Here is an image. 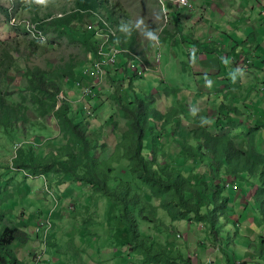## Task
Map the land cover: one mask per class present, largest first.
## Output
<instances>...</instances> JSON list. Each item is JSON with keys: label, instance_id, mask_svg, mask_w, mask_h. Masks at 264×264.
Returning a JSON list of instances; mask_svg holds the SVG:
<instances>
[{"label": "crops", "instance_id": "0c3cea01", "mask_svg": "<svg viewBox=\"0 0 264 264\" xmlns=\"http://www.w3.org/2000/svg\"><path fill=\"white\" fill-rule=\"evenodd\" d=\"M188 1L190 7L182 9L166 3L168 21L161 30L163 13L161 21L162 9L158 0H113L110 4L105 0L106 3L102 5L108 8L104 11L106 16L109 10H113V6L119 7L116 13L122 15L119 20L115 18L116 23H123L119 26H124L123 31L115 26L120 41L117 47L136 52L151 67L155 65V55L160 53L161 75L147 73L138 76L129 69L125 71L133 59L128 60L126 55L120 56L116 65L108 70L104 85L96 89L94 94H103L108 89L113 92L111 84L106 89V82L110 83L112 79L122 83L123 87L117 88L114 98L118 92L123 101L131 102L136 98L153 96V91L158 90L163 94V103L165 93L169 95L166 103L174 106L181 118H189L187 115L191 116L194 112L187 107L195 105L204 106L210 112L211 125L216 122L248 123L256 110L264 115V98L257 95L258 92L254 94L252 82L258 77L264 83V0ZM130 8L136 14L129 15L125 9ZM126 16L128 19L124 21ZM225 59L229 60L227 65L223 62ZM247 59L251 60L248 69L241 65ZM66 94L73 104L81 105L77 102L80 93L76 87L66 91ZM109 103L105 100L94 102L91 107L95 106L94 110H97L92 112L99 117L98 111ZM93 116H88L86 121L89 123V131L99 137L95 132L96 119ZM259 118L256 124L261 122ZM251 126L247 125L246 130L253 131ZM52 132L56 140L59 133L56 129ZM257 138H260L261 143L258 152L264 155V129L259 131ZM115 151V146L97 149V153L104 159H108ZM46 152L49 155L50 151ZM178 161L175 160L174 165ZM261 171L264 173V166ZM262 178L264 174L249 178L245 181L249 184L247 188H240L239 180L230 181L238 186V190L228 188L232 196L228 204L227 225L223 229L234 228L240 233L243 229L244 234L241 248L231 250L232 258L227 255L229 249L223 250L220 247L222 228L215 244H211V250L197 247L191 249L195 256L189 257L190 253L185 249L188 245L172 240L173 231L170 226L175 223L163 213L165 224L162 226H159L160 223L140 222V225L145 224L149 237L152 235L155 243L163 245L169 255L173 256L166 262L156 263H150L144 256L131 252L129 229L121 220L114 201L95 195L90 186H79L69 178L61 184L53 183L52 190L62 201L56 222L63 233L55 236V241L46 250L44 262L40 264H258L251 256L257 242L264 247V207L260 201V197H264ZM44 180L37 178L26 182V200L31 197L30 209L27 210L30 218L38 210L44 211L47 208V203L43 204L49 198L36 193L39 187H45L47 181ZM262 191L263 194L258 197L257 193ZM40 196L44 200L38 199ZM73 204L78 206V211L71 209ZM29 236H23L15 242L17 244L10 246L22 264H33L32 258L43 249L41 238L36 237L34 232L29 233ZM259 264H264V259Z\"/></svg>", "mask_w": 264, "mask_h": 264}, {"label": "trees", "instance_id": "16d2710c", "mask_svg": "<svg viewBox=\"0 0 264 264\" xmlns=\"http://www.w3.org/2000/svg\"><path fill=\"white\" fill-rule=\"evenodd\" d=\"M103 3H106L105 0H79L75 10L62 13V17L52 15L42 21L38 28L39 31H45L47 38L41 31L38 34H41L45 38L43 42L47 43L62 35L71 36L72 41L79 38L90 51L96 52L98 40L95 30L88 29L89 24L97 28L91 21L93 13L100 15L115 30L119 26L114 18V11L109 10L111 17L106 16ZM6 15L8 16L7 10ZM37 38L42 41L39 36ZM118 41V38H113L111 43L117 46ZM25 67V54L18 44H0V76L16 73ZM25 69L30 87L38 90L42 96L47 95L51 102L35 93L32 95L33 101L42 108V113L53 112L62 138L59 140L60 144L46 143L50 148L47 157L37 153V146L22 140L24 144L18 149L14 163L16 168L28 177L44 176L50 185L57 177L61 181L55 185L71 177L72 180L89 185L98 195L110 198L117 206L121 220L129 229L128 243L131 252L144 256L150 263L166 262L173 256L169 255L168 249L163 245L155 243L152 237L142 234L141 221L161 223L157 215L161 208H165L168 210L165 212L173 220H177L173 211L179 212L178 219L181 214L183 217L190 214L204 217L210 225L211 233H218L222 220H228L226 214L232 195L225 192V186L216 183V178H220L223 173L238 175L241 179L248 180L264 174L261 171L264 155H260L254 143L244 151L237 147L229 135L212 134L206 129L181 133V139L178 141L186 153L183 158L191 162L199 156L202 163H205L206 159L211 163L206 166L212 169V172L216 170L217 174H198V182L192 183L189 171L194 170L193 164L188 165L186 170L171 168L169 164L164 165L157 155L155 134L158 129L156 122L167 119L149 107L148 101L153 98L151 95L148 99L147 96L136 98L127 104L118 102L122 122L116 123L119 130L116 151L108 159L95 157L93 152L97 149L87 134V111L81 105L79 111H73L69 102H62L61 107L56 110L58 95L63 90L60 79L64 77L68 81H74L75 66H69V71H61L62 76L51 70H43L39 66ZM127 69L130 70L129 64L125 71ZM6 95L8 91L5 93L0 83V126L3 129H8L13 120L20 116L19 110L8 104L10 99ZM115 98L118 101L120 99L117 96ZM151 102L155 103L154 100ZM75 114L80 116L76 117ZM201 149L207 151V155H202ZM185 158L182 162L186 165ZM156 200L160 201L159 206ZM5 216L6 212L0 207V223ZM25 235L24 231L17 227L4 225L0 232V264H22L10 246Z\"/></svg>", "mask_w": 264, "mask_h": 264}, {"label": "rangeland", "instance_id": "374dc122", "mask_svg": "<svg viewBox=\"0 0 264 264\" xmlns=\"http://www.w3.org/2000/svg\"><path fill=\"white\" fill-rule=\"evenodd\" d=\"M78 1L79 0H49V3L46 6H42L36 4L34 0H0V44L4 42H13L18 44L21 51L25 54V68L39 66L43 70H51L62 76L61 71H69V66H75L76 78L73 83L69 82L68 79L64 77H61L60 82L65 92L72 90L73 87H76L80 93L77 83L80 81L79 78L81 71L88 67L90 63H92L93 58L96 56L95 52L90 51L89 47L83 44L79 38L72 41L70 38L71 36L68 35H62L53 38V42L50 41L49 43H47V41L43 42V40L38 41L37 38V36H41V34H38L40 31L46 36L45 31H39L38 28V26L42 24L43 20L52 15L62 17V13H68L72 10H75L77 8ZM107 1L108 4H110L113 0ZM158 4L162 9L160 15L162 21L163 13L164 26L167 24V22L165 24L164 8L161 6L159 0ZM104 8L108 10L106 6ZM118 8L119 7L113 6L112 11H114V18L119 20L122 15L116 13ZM6 10L8 12V16L6 15ZM125 10L129 15L131 13L136 14V11L131 10V8ZM108 15L111 17L110 11H108ZM92 18L93 19L91 20L93 22L97 21V18L94 15ZM127 19L128 18L126 16L124 21H127ZM13 20H15V22H13ZM117 24L123 25L122 22H117ZM118 28L122 31L124 30V26H118ZM116 38H118V33ZM118 48L125 51V53L121 56L126 55L128 60L132 58V55L139 56V54L133 52L132 50L122 49L119 46ZM119 57L117 58L116 63L118 62ZM241 65H244V68L248 69L251 65V60L247 59L244 63H241ZM25 68L24 70H20L16 73L11 72L5 76H0L2 90H4L5 93L8 91V95H6V97L10 99V102L7 101L8 104L10 107H14L20 112L19 118L13 120L11 126L8 129H3L0 126V207L6 212L4 220L2 223H0V232L4 225L9 227H17L24 231L28 237H30L29 233L34 232L36 237L38 236L41 238L40 241H42L43 249H40L41 252H37L32 259L34 260L33 264H36L37 257L41 255V258H39L40 264L44 262L47 256L46 250H48L50 244L55 241V236L58 237L63 233V229H60L58 223L56 222V216L58 214L57 212H60L59 210L62 207V201L59 196L54 193L52 190V185H50L49 181L46 180L44 176L35 178L31 176L28 177L22 170L17 169L14 163L17 158V151L21 146H23L24 143L34 144L38 147L37 153L41 156L47 157L48 154L46 150L50 151V148L44 147V145L49 142L60 144L59 140H61L62 137L59 133L57 119L55 118L53 112L42 113V108H40L39 105L33 101L32 95L34 93L39 94L43 99H48L47 95L42 96L38 90H34L30 87L27 77V69ZM122 75L125 77V72H123ZM109 81L110 83L108 81L106 82L107 88L105 85L104 89H108L111 84V87L114 89L113 92H111L110 89H108L103 94H98L99 92H97L95 95L94 92L90 99L87 100L86 104H82L84 108L86 106L89 109L92 108V110H94L95 106L91 107L94 102H101L104 100L106 102H110L109 105H106L105 108L98 111L99 117L94 114V111L97 109H95L89 115H95L93 116L96 119L95 132L99 134V137H97L93 132H90L89 130L87 132L89 138L94 143L95 149L102 147H104V149H108L109 146H117V134L119 133V130L116 126V123L122 122L118 102H123L126 104L130 103V101H123L122 97H120L119 101L117 98H114L117 88H119V86L121 89L123 88L122 83L119 81L115 82L112 79ZM252 82L254 86V94H257L258 92L257 95L263 96L262 98H264V83H262L261 79L258 77H255ZM153 94V96L156 97H153L150 99V101H148L149 107L157 112H160L167 119L158 120L156 122L158 126L157 133L155 134V140L157 142V155L164 165L169 164L171 168H180L181 170H186L188 165L192 166L193 164L194 170L189 171V175L192 178H190L192 183L198 182L196 179L198 174L204 173L209 175L210 173H214L215 175L217 174V171L214 170L212 172V169L207 167L211 165V163L206 159H204L205 163H202L199 156H196L193 160H191L193 163L188 162L185 157L186 165L182 162L184 159L182 156H186V153L183 152L181 143L178 141L181 139V133L186 131H195L196 129H206L212 134H218L220 136L229 135L234 140L237 147L241 150H248L251 143H254L257 151L260 150V138L257 137L259 131L264 129V121H262L264 120V115H262L260 111L256 110L250 116L248 123L242 121H238L236 123L216 122L211 125L209 122L204 123L205 120L209 121V118L211 117L210 112L204 106H188L187 108L192 109L191 111L194 113L191 116L187 115L189 118H181L174 110L175 107L169 106L168 103H166L167 97L169 95L167 96L165 93V99L163 103V94H160L158 90H154ZM119 96L120 94L117 92V97ZM146 98L148 99L149 97ZM256 98L258 97L256 96ZM152 100L155 101L154 104L151 102ZM48 101L51 102L50 100ZM59 103V101L56 103L57 107ZM68 104L72 107L73 111H76L78 108L80 109V106L77 104H73L72 102ZM104 117H106L105 120H103ZM257 118H259L261 121L258 122V124H256ZM250 124L252 125L251 129L253 130L251 132L246 130L247 125ZM237 127L241 128V130L239 131ZM185 128L187 129L183 130ZM53 129H56V131L59 133L57 136L58 138L56 137V140L52 137L54 136L52 132ZM63 142L66 143V141ZM169 148H171V150H169ZM201 150L200 153H202V155H207V151L204 152ZM93 154L95 157L100 156L97 153V150H95ZM175 160L179 161L174 165L173 162ZM170 161L172 163H170ZM37 178H44L47 181L45 187H39V192L36 190L37 195L41 193L44 197H48L50 200H46V202L43 204L45 205L47 203V208L44 211L38 210L41 213L36 212L30 218L27 215V210L30 209L29 201L31 200V197L28 198V201L26 200L25 195H28L26 191V182ZM216 179V183H221L223 186H225V192L229 193L232 191L228 189L226 190V183L232 180H239L238 185L240 188H247V186L249 187V184L245 182L246 180L241 179L238 175L235 176L222 173L221 177ZM69 180L73 183L79 184V186H87V184L72 180L71 177ZM262 180H264V178H262ZM60 181L61 180L59 177H57L54 184L59 183ZM91 189L94 191L95 195H98L95 189ZM261 194H263V191L257 193V196L259 197ZM44 197L40 196L38 199L44 200ZM260 201L261 206L264 207V197H260ZM156 203L157 206L160 205L159 200H156ZM77 207V205L73 204L71 209L76 212L78 211ZM165 211L168 210L165 208H161L159 210L157 215V218L160 219L161 222V225L159 226L165 224L162 220L163 213L169 217ZM173 214L174 216L177 215V217H175L177 220H173L171 218L173 224L175 223L174 225L170 226V229L173 231L172 240L178 241V244L185 242L188 245L185 247V249L187 250V253H190L189 257H191V255L192 257L195 256L193 255V250L191 249L197 247L209 248L208 250H211V244H215L214 242H216L221 230L227 225L226 218L222 220V224L219 226V232L211 233L210 225L204 219V217L199 218L193 214L183 217V214H181V218L178 219L179 212L173 211ZM35 215L37 216L33 218ZM140 229L144 236H149L144 223H141ZM151 233L155 234L154 230H151ZM221 236L222 242L220 243V247H222L223 250L229 249L230 251L227 252V255L232 258L231 250H235V248H241L242 246L241 242L244 238L243 229L240 233L234 228H226L225 230L223 229ZM150 237L153 238L152 235H150ZM255 249L256 250H254V254L251 257L256 259L257 263L259 264V261L264 259V247L260 245V242H257Z\"/></svg>", "mask_w": 264, "mask_h": 264}, {"label": "built area", "instance_id": "2783aa9c", "mask_svg": "<svg viewBox=\"0 0 264 264\" xmlns=\"http://www.w3.org/2000/svg\"><path fill=\"white\" fill-rule=\"evenodd\" d=\"M159 2L164 8L165 24L167 22L166 3L171 4L176 9L190 7L188 0H159ZM93 15L97 18V21H91L97 26V28H95L92 24H89L88 29L95 30L98 45L95 52L96 56L93 58L92 63H90L88 67L84 68L81 71V80L77 83L78 88L81 89L80 96L77 102L81 105H85L94 91L104 85L107 71L110 68L114 67L116 65L117 58L125 53L124 50L119 49L117 46L111 43V40L117 37V31L100 15L96 13H93ZM13 22H15V20H13ZM164 28L165 25L161 28V30H163ZM39 38L41 40H45L43 36H40ZM161 57L162 56L160 53L155 55V65L151 67L142 57L138 55H132L133 60L129 63L130 70L138 76H142L143 74L147 73L161 74ZM58 99L60 103L57 109L61 107L62 102L71 103V101L67 98V94L64 90L60 92V94L58 95ZM84 109L89 115L92 113L91 108L89 109L85 106ZM226 187L234 191L238 190V186L233 182H227ZM39 258H41V255L37 257L36 264L40 262Z\"/></svg>", "mask_w": 264, "mask_h": 264}, {"label": "clouds", "instance_id": "9594fccd", "mask_svg": "<svg viewBox=\"0 0 264 264\" xmlns=\"http://www.w3.org/2000/svg\"><path fill=\"white\" fill-rule=\"evenodd\" d=\"M34 2L38 5H42V6H46L48 3H49V0H34ZM226 65L229 63V60L228 59H225L223 61ZM243 72V70H242ZM233 82H235V79H232ZM209 121L205 120L204 123H208Z\"/></svg>", "mask_w": 264, "mask_h": 264}]
</instances>
